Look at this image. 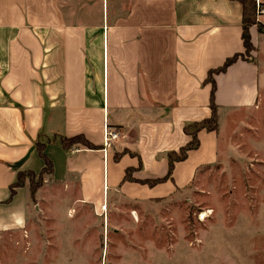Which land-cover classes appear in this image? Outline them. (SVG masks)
<instances>
[{
  "label": "crops",
  "instance_id": "obj_1",
  "mask_svg": "<svg viewBox=\"0 0 264 264\" xmlns=\"http://www.w3.org/2000/svg\"><path fill=\"white\" fill-rule=\"evenodd\" d=\"M92 2L0 0V229L46 213L56 220L48 205L54 194L67 215L75 204L98 212L106 194L114 208L108 223L128 234L139 209L167 204L217 159L221 114L248 105V82L259 96L264 33L251 26L255 60L238 58L213 75L217 131H199L198 148L174 163L169 178L145 183L165 177L166 153L189 140L184 124L209 116L208 71L243 50L241 4L97 0L88 10ZM105 125L117 133L107 145ZM78 134L92 147L55 140ZM37 140L51 172L41 187L21 185L11 196L18 172L43 168ZM126 171L134 180H123ZM146 251H118L115 264H198Z\"/></svg>",
  "mask_w": 264,
  "mask_h": 264
},
{
  "label": "rangeland",
  "instance_id": "obj_2",
  "mask_svg": "<svg viewBox=\"0 0 264 264\" xmlns=\"http://www.w3.org/2000/svg\"><path fill=\"white\" fill-rule=\"evenodd\" d=\"M91 1L87 9L96 10L97 0ZM261 7L256 17L264 25ZM260 48L259 96L248 82V105L221 114L217 159L200 166L167 204L139 209L136 227L126 234L108 223L114 215L112 195L105 194L98 212L75 204L67 215L54 194L48 205L56 220L46 213L0 229V264H115L118 251L145 249L153 258L174 253L176 260L198 264H264L263 43ZM250 53L255 60L257 52ZM37 173L24 176L32 190L44 182Z\"/></svg>",
  "mask_w": 264,
  "mask_h": 264
},
{
  "label": "trees",
  "instance_id": "obj_3",
  "mask_svg": "<svg viewBox=\"0 0 264 264\" xmlns=\"http://www.w3.org/2000/svg\"><path fill=\"white\" fill-rule=\"evenodd\" d=\"M241 4L242 8V31H241V39L243 50L237 53H234L231 56L225 58L223 63L213 69H210L207 73V77L205 78L206 81L210 82L211 89H210V99H209V107H210V114L208 117L203 118L201 120L187 122L183 126V131L189 136V140L182 146L178 151H169L166 153V158L168 161V169L165 177H160L156 179L146 180L145 183L147 184H155L157 182H161L162 180L169 178L171 176V172L173 169V165L176 161L184 160L187 157V153L190 150L196 149L199 146V139H198V132L201 130L205 131H217L218 129V116H217V107L214 102V90L215 84L213 75L219 72L225 71V69L233 63L238 58L243 60L252 61L254 60V55H251L250 52H257V48L254 45L250 27L256 26V29L260 33H264V25L260 24L257 19V8H256V0H237ZM59 138L55 137L61 145L65 147H69L70 145L79 143L85 147H92V143L87 140L82 134L74 135L72 137H62L58 136ZM51 140H54L52 138ZM36 149L40 154L43 160V168L37 173L39 176L43 177L44 179L45 174H50L51 172V160L46 156L44 152V142L36 141L35 142ZM28 176L33 178L34 172L30 170L20 171L16 175V180L10 185V195L12 196L15 192L16 187L25 185L24 176ZM123 180H134L128 171L125 172L123 176ZM27 186L32 190L31 186L27 184ZM37 189V188H36ZM35 190V189H34ZM33 191V190H32Z\"/></svg>",
  "mask_w": 264,
  "mask_h": 264
},
{
  "label": "built area",
  "instance_id": "obj_4",
  "mask_svg": "<svg viewBox=\"0 0 264 264\" xmlns=\"http://www.w3.org/2000/svg\"><path fill=\"white\" fill-rule=\"evenodd\" d=\"M256 8H257V13L262 12L263 8L261 7V5L259 4L258 0H256ZM117 137V133L110 131L106 128V125L104 127V131H103V141L104 144L107 145L109 143V141L115 139ZM103 208V207H102Z\"/></svg>",
  "mask_w": 264,
  "mask_h": 264
}]
</instances>
